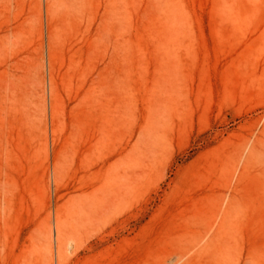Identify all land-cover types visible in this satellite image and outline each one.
Here are the masks:
<instances>
[{
	"label": "rangeland",
	"instance_id": "obj_1",
	"mask_svg": "<svg viewBox=\"0 0 264 264\" xmlns=\"http://www.w3.org/2000/svg\"><path fill=\"white\" fill-rule=\"evenodd\" d=\"M0 264H264V0H0Z\"/></svg>",
	"mask_w": 264,
	"mask_h": 264
}]
</instances>
